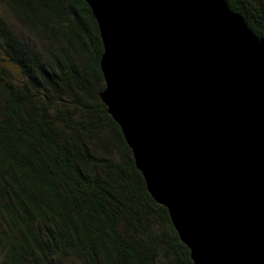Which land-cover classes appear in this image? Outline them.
Instances as JSON below:
<instances>
[{
  "label": "trees",
  "instance_id": "1",
  "mask_svg": "<svg viewBox=\"0 0 264 264\" xmlns=\"http://www.w3.org/2000/svg\"><path fill=\"white\" fill-rule=\"evenodd\" d=\"M264 38V0H225ZM84 0H0V264H194L99 94Z\"/></svg>",
  "mask_w": 264,
  "mask_h": 264
},
{
  "label": "water",
  "instance_id": "2",
  "mask_svg": "<svg viewBox=\"0 0 264 264\" xmlns=\"http://www.w3.org/2000/svg\"><path fill=\"white\" fill-rule=\"evenodd\" d=\"M105 89L194 264H264V38L225 0H84Z\"/></svg>",
  "mask_w": 264,
  "mask_h": 264
}]
</instances>
